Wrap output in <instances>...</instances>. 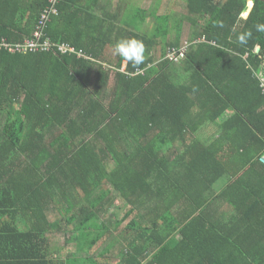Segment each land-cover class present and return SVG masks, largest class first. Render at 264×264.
<instances>
[{
	"label": "trees",
	"instance_id": "trees-1",
	"mask_svg": "<svg viewBox=\"0 0 264 264\" xmlns=\"http://www.w3.org/2000/svg\"><path fill=\"white\" fill-rule=\"evenodd\" d=\"M97 1L58 0L45 31L89 59L0 50V264H264L262 146L243 143L229 168L214 151L261 131L237 98L264 105V0L246 20V0H184L179 18L163 0L138 9L127 39L143 41L146 59L125 69L102 57L103 38L80 37L100 21L85 11ZM49 6L0 0V41L32 39ZM186 22L174 64L165 57Z\"/></svg>",
	"mask_w": 264,
	"mask_h": 264
},
{
	"label": "crops",
	"instance_id": "crops-1",
	"mask_svg": "<svg viewBox=\"0 0 264 264\" xmlns=\"http://www.w3.org/2000/svg\"><path fill=\"white\" fill-rule=\"evenodd\" d=\"M152 0H98L96 3L91 4L90 9L85 11H90L91 13H94L100 21H94L93 19H90L88 23H85L81 25L78 29L83 32V35L80 36L81 39H92L94 36L103 38L101 41V44L103 45V48L99 51L103 53V56L108 58L110 61H117L120 59L119 56L114 54V45L117 41L121 39H127L128 34L126 31H130V29H133L135 26L134 22V13L138 10H145V9H151L154 8L153 6L156 4V1L151 6L150 3ZM88 3V2H85ZM166 2L164 1V4ZM247 7H246V16H244V19L246 20L249 15L251 14L253 8H254V1L253 0H246ZM77 22V21H75ZM98 28V29H96ZM96 50H98V47L95 46ZM257 53L258 50H255ZM249 54L246 53L243 58H248ZM126 62H123V69L126 67ZM110 65V64H109ZM111 67L114 66V64L110 65ZM251 67V65H249ZM237 104L239 106L245 108L252 109L255 113L253 116L256 119V124L260 128L261 131L254 129L250 131V133L247 136V142H240L238 141L237 137H235L233 134L232 136L229 135L227 141H225L221 148L216 146L214 147V151H218V156L222 157V162L225 164L227 163V168H229V165H234V161L232 160V157H237V151L240 150L243 147V143L250 146L255 145V149H258L260 146H262V161L264 163V105H258L256 104V107H250L251 105L248 104V102L244 101L242 98H237ZM232 111V110H231ZM228 114H231V112H227ZM218 130L213 133V139L219 138V132ZM205 134V133H204ZM231 139V140H230ZM254 148V146H253ZM238 168V167H236ZM239 169V168H238ZM230 181L229 178L225 177L224 179L220 180L218 182L215 192L220 194V191L225 187V185ZM233 197H237V195H234ZM229 199H224L223 202L226 201H233L231 200V197H227ZM59 216V215H58ZM60 217V216H59ZM62 224H60L61 228ZM60 233V230H57L55 232V239L60 238L62 235ZM59 241L60 244H67L65 258L73 259L75 257V249L76 246L74 242L67 243L66 240L62 242Z\"/></svg>",
	"mask_w": 264,
	"mask_h": 264
},
{
	"label": "built area",
	"instance_id": "built-area-1",
	"mask_svg": "<svg viewBox=\"0 0 264 264\" xmlns=\"http://www.w3.org/2000/svg\"><path fill=\"white\" fill-rule=\"evenodd\" d=\"M57 3L58 0H50V6L41 14L39 25L34 31V36L32 39L27 40L24 43H9L6 39H3L2 41H0V50L4 49L10 53L27 54L29 52H49L52 51L54 47H56L58 52L62 54L70 53L76 55L78 58L89 59L90 57H88L82 50H79L74 46L68 44L55 45L49 38H46V27L50 22L51 18L58 14V9L56 8ZM199 41L203 42L205 41V38H202ZM188 44V41H185L180 48H174L170 50L166 54L165 58L171 63L181 64L186 58V50ZM257 50L258 52H260L261 48L257 47ZM244 59L246 58L244 57ZM262 66H264V58ZM260 76L261 74L259 75V79Z\"/></svg>",
	"mask_w": 264,
	"mask_h": 264
},
{
	"label": "clouds",
	"instance_id": "clouds-1",
	"mask_svg": "<svg viewBox=\"0 0 264 264\" xmlns=\"http://www.w3.org/2000/svg\"><path fill=\"white\" fill-rule=\"evenodd\" d=\"M245 10L244 12L246 13ZM244 12L242 13V18H244ZM255 28L257 31L264 32V24H257ZM250 37L251 31H248L239 35L238 41L241 44H246ZM145 52L143 41L136 38L121 39L114 45V54L121 57L123 61L131 63L133 67H138L144 63L146 59Z\"/></svg>",
	"mask_w": 264,
	"mask_h": 264
},
{
	"label": "rangeland",
	"instance_id": "rangeland-1",
	"mask_svg": "<svg viewBox=\"0 0 264 264\" xmlns=\"http://www.w3.org/2000/svg\"><path fill=\"white\" fill-rule=\"evenodd\" d=\"M155 1H157V0H152V2L150 3V5L152 6ZM163 1H165L166 4H168L167 2H171V5L169 6V9L168 10L171 11V12L169 11L170 14H173L175 16V18L184 17L185 12H186L184 10V7H183V1L184 0H163ZM244 16H246V13L245 12H244ZM185 28H186V31H188V33H187V38H185L184 42L185 41H189L191 39V35L193 33V28L194 27H192L190 23H187L186 22V27ZM147 34H150V35L152 34L153 35L154 34V31L150 32V30L147 29ZM204 133H205V135H208L207 132H204ZM55 217H56L55 218L56 220H58L60 218L58 215H55ZM67 229L69 230L70 227H67L66 226V227H64V229H61V228L56 229V230H60L61 232H63V233H60L62 236L60 238H57V240H61L62 242H64L66 240V238L68 237V235H67V232L65 233L64 231H67ZM100 248H102V245L100 246Z\"/></svg>",
	"mask_w": 264,
	"mask_h": 264
}]
</instances>
